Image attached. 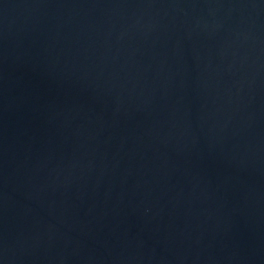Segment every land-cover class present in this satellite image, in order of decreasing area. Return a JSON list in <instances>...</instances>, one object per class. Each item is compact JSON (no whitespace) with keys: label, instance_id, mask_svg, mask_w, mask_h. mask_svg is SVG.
I'll return each instance as SVG.
<instances>
[{"label":"water","instance_id":"1","mask_svg":"<svg viewBox=\"0 0 264 264\" xmlns=\"http://www.w3.org/2000/svg\"><path fill=\"white\" fill-rule=\"evenodd\" d=\"M0 264H264V0H0Z\"/></svg>","mask_w":264,"mask_h":264}]
</instances>
